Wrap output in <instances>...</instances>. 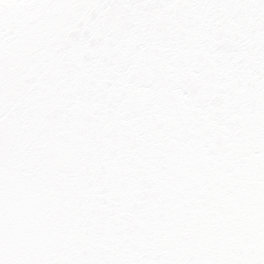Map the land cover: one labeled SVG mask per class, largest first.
<instances>
[{"label": "snow or ice", "instance_id": "obj_1", "mask_svg": "<svg viewBox=\"0 0 264 264\" xmlns=\"http://www.w3.org/2000/svg\"><path fill=\"white\" fill-rule=\"evenodd\" d=\"M0 264H264V0H0Z\"/></svg>", "mask_w": 264, "mask_h": 264}]
</instances>
